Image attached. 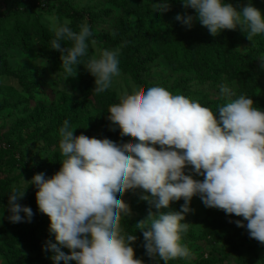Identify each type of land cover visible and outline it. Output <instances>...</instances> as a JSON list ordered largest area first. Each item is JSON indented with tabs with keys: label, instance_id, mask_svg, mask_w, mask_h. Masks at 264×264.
Segmentation results:
<instances>
[{
	"label": "clouds",
	"instance_id": "clouds-1",
	"mask_svg": "<svg viewBox=\"0 0 264 264\" xmlns=\"http://www.w3.org/2000/svg\"><path fill=\"white\" fill-rule=\"evenodd\" d=\"M178 2L195 12L175 17L188 28L198 20L214 37L239 29L251 42L264 34V13L251 2L239 9L225 0ZM153 5L161 12L171 7L170 0ZM52 31L51 49L61 53L65 80L76 76L81 58L89 56L90 26L82 23L74 31L68 22L54 21ZM118 57L119 49H102L88 58L85 69L94 77L93 93L105 92L120 75ZM220 93L227 102L214 113L161 86L125 92L109 106L107 119L110 130L118 128L121 137H130L127 142L74 135L76 128L67 119L63 122L59 170L49 178L37 173L28 180L36 188L39 211L50 221L55 242L46 241L44 250L53 253V264H145L133 246L138 236L126 231L125 223L131 209L123 197L137 190L150 207L134 225L156 264L191 258L182 234L189 225L185 214L193 211L190 204L197 196L207 208L242 217L234 221L236 226L264 245V109L246 94L231 99L235 93L226 85ZM26 189L13 188L8 195L11 223H30L34 216L31 207L18 202ZM181 199L180 210H171Z\"/></svg>",
	"mask_w": 264,
	"mask_h": 264
},
{
	"label": "trees",
	"instance_id": "trees-1",
	"mask_svg": "<svg viewBox=\"0 0 264 264\" xmlns=\"http://www.w3.org/2000/svg\"><path fill=\"white\" fill-rule=\"evenodd\" d=\"M28 0L26 6L15 5L12 7H0V75L8 74L6 52L19 48L26 54H31L36 47H39V55L43 58L53 71H62L60 68L61 53L55 49H51V41L55 38L54 32L47 29L41 22L40 15L56 8L55 15L70 20L69 27L74 31H79V25L85 20L89 21L91 30L92 24L96 19L103 16L102 12L92 13L85 9H76L68 2L62 0ZM115 9L122 10L127 15H134L135 24L130 21L116 22L111 31L107 34L95 35L94 38L102 42L109 49H119V65L124 73L131 76L134 82L145 89L151 87L147 85V80L143 79V75L148 72L149 67L159 58H164L171 65L173 70L177 72H189L195 74V85L210 84L211 88L219 85L220 81L226 78L227 81L236 83L237 89L233 99L238 98L240 94H246L251 97L255 107L264 109V99L260 94V87L264 73L257 71L255 64L259 56L264 52V34L257 35L252 42L246 38V35L237 30H223L218 36H212L209 32L202 30H192L185 32L184 24L175 19L177 14L195 15L194 10L184 9L178 0H170V10L161 12L155 11L153 3H159L160 0H106ZM2 0H0V3ZM252 5L260 9L264 13V0H252ZM1 6V4H0ZM52 6V7H51ZM108 12L107 14H109ZM120 20V19H118ZM198 21V20H197ZM91 22V23H90ZM93 31V30H92ZM93 36L91 38H93ZM65 47H70L67 41L62 42ZM247 43V52L242 53L237 45ZM62 45V46H63ZM89 57L81 58V65L78 66L77 76L80 77L79 90L82 93L80 98L75 95L60 92L54 98L51 105L39 106L36 115L37 118H29L24 128L35 130L34 136L30 138V147L35 148L42 142L45 146L51 147L59 143V128L67 119L70 124L76 128L74 135L83 133L89 137L103 138V127L107 121V111L110 105L118 103L119 99L115 94L106 90L103 93L95 94L92 92L94 88V77H92L85 69ZM193 79L181 81L179 79L170 86L172 94H182L189 97L185 91L189 90ZM20 84L26 88V94H33V88L38 86V81L34 83H24L20 78ZM11 90V89H10ZM209 94V93H208ZM2 95V87H0V96ZM4 106L7 108L12 105V99L15 100V93L5 89ZM10 96V98H8ZM32 96V95H31ZM20 97V95H19ZM8 98V99H7ZM21 101L20 98H18ZM16 101V100H15ZM201 105L211 109L214 113L217 111L221 103H210V101H201ZM91 108H94L96 115L91 117ZM49 121V125L44 127V123ZM94 129H100V134L93 136ZM15 153L13 154V156ZM16 157V155H15ZM50 158L37 167H29L25 169L30 176L34 174L44 173L46 178L51 177L59 170V162ZM54 161V162H53ZM16 161L13 160V165ZM0 168V172H1ZM201 179L202 177H196ZM0 179V207L8 205V194L11 192V180ZM36 192V191H34ZM140 190L135 192H127L123 198L129 199L135 197V200L125 202L129 204L131 212H140L144 214L146 207H150L148 202L139 199ZM6 199L4 202L2 198ZM119 198V197H118ZM34 209V213H37ZM155 211V209H153ZM128 216L125 218L126 231L138 236L134 243L135 253L138 258H147L151 264H156L150 259L143 247V235L134 226V222ZM41 220V219H40ZM44 224L49 223L48 220L43 221ZM232 225L221 222L216 218L204 228L205 237L221 241L224 240L228 244L227 239L221 237L223 230L231 229ZM235 233L239 236V240L243 243L253 242L257 246H263L255 239L249 237L248 231H244L241 227L233 225ZM44 235V231L39 224L32 227L31 230L21 232L10 239V245H22L33 247L40 241L36 236ZM37 238V239H36ZM187 238L194 239L192 234ZM69 253L67 248L62 250ZM4 254L8 259L7 264H30L27 257H18L16 253L5 250ZM32 261V260H31ZM32 264H47L41 260H34ZM158 264H164L158 261ZM168 264H177V261L170 260ZM202 264H216L213 257H208ZM264 264V259L262 260Z\"/></svg>",
	"mask_w": 264,
	"mask_h": 264
},
{
	"label": "rangeland",
	"instance_id": "rangeland-1",
	"mask_svg": "<svg viewBox=\"0 0 264 264\" xmlns=\"http://www.w3.org/2000/svg\"><path fill=\"white\" fill-rule=\"evenodd\" d=\"M27 1L28 0H26V2ZM55 1H53V3L57 5ZM62 1L70 3L71 6L79 10L85 9L92 13H103V16L96 19L92 24L93 35H96L97 37L98 35L107 34L111 31L116 22L118 23L121 20H128L135 24L136 21L134 15H127L122 12V10L115 9L106 0ZM251 1L252 0H225V2L232 3L238 9L243 5H247ZM0 4V7L4 9L15 5H21L22 7L26 6L25 0H2ZM50 10L51 11L40 15L41 22L47 29L52 31V24L54 21H59L60 23L68 22V25L70 24V20L67 18L55 15L56 8L53 7ZM108 12L110 13L107 14ZM84 23L89 25L88 20H85ZM183 29L185 32L192 30L209 32L208 29L202 26L197 20L193 22L191 28L184 25ZM94 36L93 38H90L89 41L88 57L93 55L98 56L100 50L109 49L105 47L102 42L97 41ZM91 40H95V44L91 43ZM237 48L242 53H246L248 49L247 43H241L237 45ZM39 51V47H36L31 54H26L19 48L7 51L6 59L8 74L0 75V87H2V95L0 96V168L2 171L0 172V179L1 181H4V178H9L11 180V191L13 188L22 191L29 186L26 189L25 196L18 202L21 205L31 207L33 213L35 212L34 209H37L38 207L34 192L36 191V188L34 185H29L28 180H31V178L25 169L33 167V165L37 167L39 164H43L50 158L55 159L54 161L57 160V162H61L63 157L61 156L58 144L48 147L42 142L35 148H31L30 138L34 136L35 130L33 128H24L26 121H30L28 120L29 118H37L38 115H36V113L38 107L42 105H51L54 98L57 97L60 92L75 95L77 98L82 96V93L79 90L80 77L76 75L65 80L66 76L64 71H53L49 64L41 58ZM262 58H264V52L259 56L255 68L257 71H262L264 73V67H262V65H264V60H261ZM119 69L120 75L113 78L112 86L108 89V91L115 94L117 99H120L125 92H130L133 88L143 87L136 84L129 74L124 73L120 65ZM20 78H22L23 82L27 84L38 81L39 84L33 88L32 96L26 94V88L20 84ZM194 78L195 74L193 73L186 71L177 72L173 70L171 65L164 58H159L152 63L148 72L143 75V79L148 81L147 85H150L151 87L161 86L167 90H170L169 87L172 86L177 79L181 81L193 79L189 90H186L185 93L188 94L189 98L199 103L201 101H210V103H221L223 105L227 102V98H222L220 86L226 85L231 88L234 93L237 89L236 83L229 82L226 78L222 79L219 85L215 88H211L209 83L206 84V86L204 84L195 85ZM5 89L15 93L14 97L16 101L12 99L11 106L1 108L5 107ZM260 94L264 99V77L260 87ZM8 98H10V96H8ZM18 98H20L21 101H19ZM231 99H233V97ZM203 106L205 107V104H203ZM90 114L91 117L96 115L94 108H91ZM49 123L50 122L47 120L43 124L44 127H47ZM110 128L111 123L110 121H107L103 127V138H108L118 143L129 141L130 137L120 136L118 128L115 131L110 130ZM91 134L97 136L100 134V129H94ZM14 153L16 157L15 155L13 156ZM13 160L16 161L15 165H13ZM123 199L125 201H133L135 200V197ZM5 200L6 199L3 197L1 201L4 202ZM183 203V199L173 202L171 210L179 211ZM190 208L193 211L185 214L184 222L189 225L187 231L182 234V243L187 245L192 255L190 259H175L177 264H202V262L208 257H213L216 260V264H262V260L264 259V245L256 246L253 242L243 243L239 240L237 233H235L236 229L233 228V225L236 226V224L234 221L242 220V217H237L235 215L229 216L222 210L207 208L198 196L193 197ZM148 210L149 207H146L144 214L136 211L131 212L130 219L135 224L137 221L144 219L147 216ZM9 215L10 213L7 210V206L0 207V264L8 263V259L4 254L5 250L16 253L18 257L29 258L30 264H32V261L34 260H41L44 263L53 264L51 259L53 253L44 250L46 241L52 240L55 242L54 235L49 232L50 221L47 224L43 223L44 220H48L49 218L38 210L37 213H34L30 223H11L8 219ZM21 215L23 216L24 214L21 213ZM216 218H219L221 222L232 225V227H230L231 229L223 230L221 233V237L227 239L228 244H225L224 240L217 241L205 237V226ZM244 223L246 224L247 222L244 221ZM36 224L40 225V228L44 231V235H39L40 233L38 234L35 232L38 238L40 236V241L34 244L33 247L26 246L25 244H9L10 239L13 238L14 235L31 230ZM241 229L247 231L246 228ZM189 234H192L194 239L191 240L187 238V235ZM63 249L65 248H61V250ZM136 257L138 258L137 255ZM142 259L145 264H151L147 258ZM59 264H64V262L60 261ZM68 264H75V261H69Z\"/></svg>",
	"mask_w": 264,
	"mask_h": 264
}]
</instances>
